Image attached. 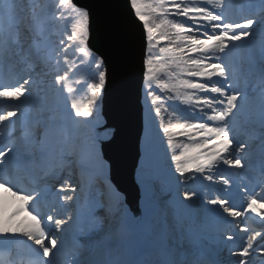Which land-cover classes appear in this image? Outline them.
<instances>
[{
  "label": "snow or ice",
  "instance_id": "snow-or-ice-1",
  "mask_svg": "<svg viewBox=\"0 0 264 264\" xmlns=\"http://www.w3.org/2000/svg\"><path fill=\"white\" fill-rule=\"evenodd\" d=\"M242 6L232 0H129V10L142 26L138 147L142 143L144 157L151 159L162 133L176 186L173 214L178 224L189 214L198 218L194 230L181 234L188 251L157 264H222L215 256L237 239L243 241L239 251L228 247L234 264H254L257 253L264 264V164L259 192L248 189L240 171L250 166L249 150L256 140L264 159V15L233 18L231 10ZM260 6L264 12V0ZM60 22H71V29L54 38L52 28ZM90 37V12L73 0H57L56 5L0 0V63L17 76L15 84L0 85V98L18 102L0 114V128L13 117L28 120L18 134L9 133L16 141L0 148V173L27 171L37 152L41 159L53 151L58 157L29 190L18 187L14 176L0 174V238L5 243L21 238L30 242L29 264H56L68 241L72 249L64 264H151L99 261L87 255L93 236L99 237V244L140 223L127 217L122 194L111 183L112 161L104 147L116 138L117 129L101 121L99 112L113 73L106 59L89 46ZM80 86L86 95L78 99ZM33 93L41 112L29 118L24 105ZM57 94L64 97L65 111L45 116ZM176 105L181 106L179 113ZM242 123H258L259 130L253 128L248 139H241ZM76 172L79 178L74 182ZM57 178L58 189L47 186ZM189 181L208 183L198 191L184 187ZM212 184L223 185V194L208 195ZM234 187L243 189L239 209ZM3 194L21 204L11 207ZM46 199L54 203L51 213L32 210ZM105 209L107 215L100 214ZM21 213L29 223L13 225ZM249 219L259 228L250 226ZM205 241L215 246L212 258L207 257Z\"/></svg>",
  "mask_w": 264,
  "mask_h": 264
},
{
  "label": "rangeland",
  "instance_id": "rangeland-1",
  "mask_svg": "<svg viewBox=\"0 0 264 264\" xmlns=\"http://www.w3.org/2000/svg\"><path fill=\"white\" fill-rule=\"evenodd\" d=\"M245 0H232L233 3L244 2ZM46 4L56 5L57 0H44ZM236 8L232 9L230 14L233 18H236L235 12ZM74 15V14H70ZM71 29V22H60L53 26L52 31L54 32L55 37L62 35L63 33L69 32ZM255 42H258V37L255 38ZM256 63L259 64V60H256ZM62 70V69H61ZM74 79L79 78V74L73 77ZM17 76L10 71L9 68H6L3 63H0V85H12L16 83ZM50 80V77H49ZM91 82V81H90ZM86 95V89L84 86H80V92L77 95V98H82ZM18 102L8 98H0V114H4L9 110H13ZM50 104L54 106V109L45 112V116H49L50 112H56L51 116L56 115L57 113H62L65 111V101L63 95L57 94L51 101ZM26 115L31 118L32 116H39L41 112V104L36 96V93H33V97L30 101H25ZM61 107V111L57 112ZM52 107V106H51ZM181 106L176 105V110L179 113ZM255 110L254 108L251 109ZM253 112V111H252ZM12 123L7 124L5 127L0 128V132H3L4 135L0 137V148L5 147L11 143L16 141V135L9 136V133H17L23 124L25 127L28 124L27 119H22L21 121H17L15 117L11 118ZM99 119L101 121H105L102 115V106L99 112ZM109 124V123H107ZM243 127H248V124H241L238 127V134L241 139H248L249 133L244 134L241 130ZM155 131V130H154ZM162 133L156 137V142L153 150V155L151 159H146L143 155L144 148L141 143V159L139 163V167L136 171V181L141 189L142 199L140 203V211H137V215L135 216L132 212L127 211L125 197L123 195L120 196L121 200H124V212L127 213V217H136L139 219L140 223L134 229L130 230L126 234L109 239L107 241H103L99 244L93 242L92 239H98V236H93L88 243H90L91 247L87 253L91 258H96L98 260L109 257L110 261H142V257L146 254L144 246L147 243L156 247L157 242H161L163 240L167 241L165 252L162 255L169 259L166 254L169 253L173 255L171 258H176L177 253H184L188 251L189 245L186 240L181 239V234L185 233L187 229H195L197 227L198 218H193L192 216L186 215L184 216L181 223H177V219L173 214V208L171 207L172 201L175 198L176 191L174 188V181H172V173L171 167H173L170 163V150H167L166 141L161 139ZM56 154V153H55ZM261 154L260 142L256 140L252 142V147L249 150V159L250 166L246 167L241 171V177L244 180L245 184L249 190L255 188L256 192L260 191V187L258 186V177L261 172L262 164H264V159L262 157L257 156ZM54 155V151L50 154ZM49 155V157H50ZM261 156V155H260ZM47 159H41L39 152L35 154L32 158L30 167L27 171L20 173L17 175L15 173V169L7 170L5 173H9L13 171L15 174L19 176L22 182H26L29 184V189L35 187V179L41 175H43L44 171L47 169L48 164L54 165L58 163V157L56 156L51 160V162ZM55 159V160H54ZM0 173V174H5ZM64 176L69 175L68 173H64ZM59 178L49 180L54 184L49 183V187L59 188V183L57 182ZM77 181L74 179V182ZM239 183V181H237ZM208 182L201 181H189L187 185L184 187L187 188H195L198 191L204 190V186L207 185ZM223 185L221 184H212L208 186L206 189L207 194L211 196L222 195L223 194ZM15 190V189H14ZM243 189L233 188L232 193L234 194V203L237 205V209L243 205L244 201L241 199ZM154 193V195H153ZM8 200L11 207H18L21 202L16 201L15 198L11 197L10 194H3ZM153 198H156L155 200ZM103 200V198H101ZM153 199V200H152ZM182 199V196L180 197ZM47 201L42 200L38 204L34 206L32 210H38L40 213H51L52 209L49 208L45 211L43 208V202ZM52 204L53 201L49 200ZM46 203V202H45ZM141 205L142 209V218H140L141 214ZM151 205L150 209L146 210V206ZM49 210V211H48ZM115 215H120L119 212H115ZM254 215V214H250ZM154 219V221H153ZM258 221V218H257ZM252 219H249L248 223L250 226L259 228L258 222ZM13 225L15 224H25L29 223L27 217L21 213L20 217L11 221ZM107 223V222H106ZM243 227V225H241ZM53 231H55L53 229ZM230 232H236L237 229L235 227H229ZM157 235V236H156ZM30 242L24 241L21 238L19 241H14L10 243H5L3 238H0V261H4V264H29V261L33 258V253L30 251L28 245ZM243 244L242 240H235L233 242H229L228 246L223 247V250L219 252L217 255L220 260L226 259L224 264H234V260L236 259L234 255H231L228 251V247H232L233 252L239 251L241 245ZM109 245L112 247L109 248ZM204 245L206 247L207 257L210 258L209 253L213 252V248L215 247L212 241H205ZM157 248V247H156ZM72 249V244L70 241L66 242L65 247L60 256L56 259V264H64V261L69 257ZM159 249V248H158ZM107 251V252H106ZM142 253V254H141ZM158 253V252H157ZM147 258V261L153 264L151 260L152 257ZM154 256V255H153ZM157 262L163 261V257L161 255H155ZM95 259V260H96ZM253 262L256 260H261L260 254L252 257ZM61 260H64L61 262ZM144 261V258H143Z\"/></svg>",
  "mask_w": 264,
  "mask_h": 264
},
{
  "label": "water",
  "instance_id": "water-1",
  "mask_svg": "<svg viewBox=\"0 0 264 264\" xmlns=\"http://www.w3.org/2000/svg\"><path fill=\"white\" fill-rule=\"evenodd\" d=\"M90 12L89 46L102 55L113 75L102 101V115L117 129L116 138L104 147L112 161L111 183L125 197L135 216L140 211L141 189L136 171L141 159V49L142 26L129 10V0H73Z\"/></svg>",
  "mask_w": 264,
  "mask_h": 264
},
{
  "label": "trees",
  "instance_id": "trees-1",
  "mask_svg": "<svg viewBox=\"0 0 264 264\" xmlns=\"http://www.w3.org/2000/svg\"><path fill=\"white\" fill-rule=\"evenodd\" d=\"M244 2L245 3L238 2L243 6L236 8V10H234L236 18L244 17V16H256L257 18H259L261 15H264V12L261 11L260 0H245ZM259 39L260 38L258 37V41H259ZM257 59L259 60L258 56H257L256 60ZM256 66H257V70H258L259 64L256 63ZM253 128L257 129V131L259 130V128L257 127V124H255V125H249V127L243 128V131L250 134ZM78 178H79L78 172H76L75 174L72 175L73 181H74V179L78 180ZM96 187L99 189V188H101V185L97 184ZM127 211L130 212L129 209H127ZM100 214L107 215V210L106 209L102 210Z\"/></svg>",
  "mask_w": 264,
  "mask_h": 264
},
{
  "label": "bare ground",
  "instance_id": "bare-ground-1",
  "mask_svg": "<svg viewBox=\"0 0 264 264\" xmlns=\"http://www.w3.org/2000/svg\"><path fill=\"white\" fill-rule=\"evenodd\" d=\"M15 173H16V171H15ZM13 171H11L9 174L10 175H12V176H14V178H15V180H16V175H14L15 174ZM17 174V173H16ZM17 175H20L21 176V174H17ZM15 183H16V181H15ZM27 184V183H26ZM240 250V249H239ZM259 253H257L256 255H258ZM254 257V256H253ZM235 261V260H234ZM233 264V263H232Z\"/></svg>",
  "mask_w": 264,
  "mask_h": 264
}]
</instances>
